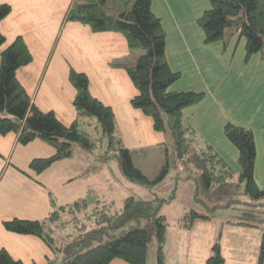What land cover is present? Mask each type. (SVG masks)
<instances>
[{"label":"crops","instance_id":"1","mask_svg":"<svg viewBox=\"0 0 264 264\" xmlns=\"http://www.w3.org/2000/svg\"><path fill=\"white\" fill-rule=\"evenodd\" d=\"M71 2L0 0L10 6L0 19L5 37L1 48L21 37L31 54V60L16 69L17 81L38 109L52 111L69 125L76 117L69 70L83 72L90 94L113 111L125 147L132 151L164 142L166 133L155 130L152 118L131 105L137 89L127 71L114 65L117 60L133 63L136 52L129 49L121 32L93 31L86 24L65 20ZM208 7V0H151L165 29L168 64L181 74L169 90L205 93L200 103L183 109V117L235 172L239 169L237 149L224 136L223 126L231 122L252 129L254 178L264 188V57L255 53L245 61L244 41L236 36L226 48L221 41L205 43L196 19ZM54 152L44 139L23 144L14 132L0 134V249L24 264H46L54 257L53 251L38 236L7 230L5 221L44 219L54 206L82 199L87 204L99 201L92 198L85 164L75 156L59 158L39 172L30 167L32 159ZM219 229L222 264H257L261 230L221 224L213 217L195 219L189 229L177 222L166 230L164 264H205ZM152 257L147 253V264H155ZM108 264L129 263L114 258Z\"/></svg>","mask_w":264,"mask_h":264},{"label":"trees","instance_id":"2","mask_svg":"<svg viewBox=\"0 0 264 264\" xmlns=\"http://www.w3.org/2000/svg\"><path fill=\"white\" fill-rule=\"evenodd\" d=\"M208 1L209 7L196 19L203 30L204 42L221 41L226 48L233 37H243L245 61L255 53L264 57V0ZM9 11L8 4H0V19ZM65 20L86 24L93 31L121 32L130 50H143L131 64L120 60L114 62L115 66L125 68L137 89L130 100L131 105L152 118L155 130L168 133L173 142L174 157L197 172L194 199L204 204L209 212L213 213L218 206L231 207L233 202L241 203L231 195L243 183L242 193L248 195L249 200L244 201L243 208L236 211L235 218L226 219L221 224L259 228L261 242L257 264H264V188H260L254 178L256 148L253 131L231 122L223 126L224 136L237 149V172L217 152H211L210 144L199 141L182 112L184 108L200 103L205 93L169 90L181 74L168 64L165 29L151 8V0H72ZM4 42L5 37L0 32V134L14 132L23 144L41 138L55 149L49 157L31 160L30 167L34 171L39 172L53 161L73 155L74 144L91 150L93 142L80 127L82 120L94 118L96 127L107 138V152H115L119 168L127 179L145 185L152 182L134 165L130 150L115 134L111 108L90 94L85 73L73 68L69 70V80L75 88L72 103L76 117L71 124L65 125L52 111L38 109L15 77L16 69L31 60L23 39L16 37L1 48ZM170 160L166 151L161 176L168 171ZM199 190L218 199H227L223 203L213 201L207 204L197 198ZM169 198L142 199L129 195L123 199L118 211L109 212L95 205L92 216L88 214L89 204L82 199L65 206H54L44 219L14 218L5 221L4 226L16 233L40 237L54 254L46 264H108L114 258L129 264H147L151 240L155 242L156 264H164L166 219L159 211L162 202ZM212 213L190 208L180 217L178 224L189 229L195 219H210ZM77 221L73 231L64 236L66 240L56 245L57 239L52 233ZM220 236L219 229L205 264L224 262ZM0 264L24 263L13 259L7 250L1 248Z\"/></svg>","mask_w":264,"mask_h":264},{"label":"rangeland","instance_id":"3","mask_svg":"<svg viewBox=\"0 0 264 264\" xmlns=\"http://www.w3.org/2000/svg\"><path fill=\"white\" fill-rule=\"evenodd\" d=\"M241 39L244 41L243 37ZM133 52H136L137 58L143 50L137 49L133 50ZM96 123L94 118L82 120L80 128L89 134L93 144L91 150L74 144L72 155L75 156V159L85 164L87 176L91 178V194L94 196L92 198L93 200L99 199L98 205H96L97 202L89 204V216H92V210L94 211L92 207L95 205L98 206V209H104L109 212L118 211L121 207L122 198L128 195L142 199H154L156 197L162 199L170 196L171 198L162 202L159 211V214L161 213L165 216L166 230L174 227L180 217L190 208H194L199 212L212 213V211L209 212L207 210L204 204L194 199L197 187V172L174 157L173 142L167 132L162 131L166 133V140L164 142L155 146L134 148L130 151L134 165L152 181L145 185L127 179L121 172L115 152H107V138L102 135L100 128L96 127ZM115 134H118L120 140L119 131L116 130ZM198 138L201 143L206 142L199 135ZM166 151H168V156L171 158L170 166L168 171L161 176ZM212 151L216 152L213 148ZM235 179L236 177L234 176ZM242 191L243 183L236 187L231 195L242 202H233L231 207L218 206L212 213L213 219L223 222L226 219L235 218L236 211L240 210L241 207L243 208L244 201L249 200V196L242 193ZM196 196L207 204H212L213 201L223 203L227 199V197H220V199L212 197L210 194L207 195L201 192V190H199ZM108 199L112 201L109 203ZM103 203H106V205L102 206ZM77 225L78 221L76 223L71 222L53 232V236L57 239L56 245L64 242L66 240V237H64L66 233L73 231V228ZM147 252L155 260L154 240L150 241Z\"/></svg>","mask_w":264,"mask_h":264}]
</instances>
